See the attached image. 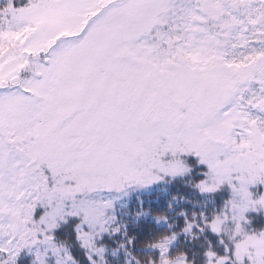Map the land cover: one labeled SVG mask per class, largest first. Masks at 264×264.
<instances>
[{
	"label": "snow or ice",
	"instance_id": "6c2138e0",
	"mask_svg": "<svg viewBox=\"0 0 264 264\" xmlns=\"http://www.w3.org/2000/svg\"><path fill=\"white\" fill-rule=\"evenodd\" d=\"M0 264H264V0H0Z\"/></svg>",
	"mask_w": 264,
	"mask_h": 264
}]
</instances>
